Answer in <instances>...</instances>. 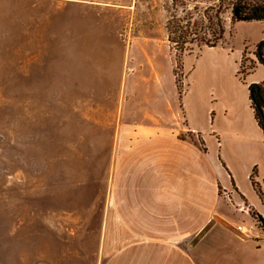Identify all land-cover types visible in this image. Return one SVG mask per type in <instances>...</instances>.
<instances>
[{
    "label": "rangeland",
    "instance_id": "1",
    "mask_svg": "<svg viewBox=\"0 0 264 264\" xmlns=\"http://www.w3.org/2000/svg\"><path fill=\"white\" fill-rule=\"evenodd\" d=\"M233 3L249 15L264 0H0V264H99L122 124L180 107L188 85L215 112L264 87V20ZM174 21L193 36L173 39Z\"/></svg>",
    "mask_w": 264,
    "mask_h": 264
},
{
    "label": "crops",
    "instance_id": "2",
    "mask_svg": "<svg viewBox=\"0 0 264 264\" xmlns=\"http://www.w3.org/2000/svg\"><path fill=\"white\" fill-rule=\"evenodd\" d=\"M207 52L231 57L215 49L201 55ZM250 84L237 91L238 112L234 103L215 112L211 103L189 102L188 85L180 107L167 103L164 113L122 124L109 192L117 227L103 231L99 264H264L255 215L264 220V203L250 180L264 135L250 108Z\"/></svg>",
    "mask_w": 264,
    "mask_h": 264
},
{
    "label": "trees",
    "instance_id": "3",
    "mask_svg": "<svg viewBox=\"0 0 264 264\" xmlns=\"http://www.w3.org/2000/svg\"><path fill=\"white\" fill-rule=\"evenodd\" d=\"M232 7L234 9V15L236 17H242L244 21L264 20V3L263 5H261L262 9H260V6L254 7L251 11V14L249 15H243L242 14L243 12L241 13L242 14L241 16L237 15L236 14L237 9H241V8L234 7V3L232 4ZM173 23L174 25L173 24L171 25L170 33H172L173 35H177V37H173V39L178 38L179 40V39H185L189 35L193 36L194 33L191 32L193 30L190 31L189 25L187 26L186 24L185 31H182L177 21H174ZM177 30H179V33H177L178 32ZM204 44L207 46H211V47L215 45V44H208V43H204ZM254 55L258 63L264 66V39L259 41L258 44L256 45ZM237 74L240 75L239 70L237 71ZM239 77H240L239 79H244L243 74H241ZM251 85L252 84L248 86V98H249L250 108L253 111L254 119L256 120V123L258 124V126L260 127L264 135V87L261 83H258L256 87H251ZM254 174H255V171H252V175L250 177L251 184L253 188L255 189V191L257 192V194L259 195L262 202L264 203V194L260 190L258 184L254 181L253 179ZM255 215H256V219L258 220L260 224V227L264 230V220L259 215L257 214Z\"/></svg>",
    "mask_w": 264,
    "mask_h": 264
},
{
    "label": "built area",
    "instance_id": "4",
    "mask_svg": "<svg viewBox=\"0 0 264 264\" xmlns=\"http://www.w3.org/2000/svg\"><path fill=\"white\" fill-rule=\"evenodd\" d=\"M236 230L240 231V232L243 233V234H245V233L247 232V231H246L245 229H243V227L240 226V225H238V226L236 227Z\"/></svg>",
    "mask_w": 264,
    "mask_h": 264
},
{
    "label": "flooded vegetation",
    "instance_id": "5",
    "mask_svg": "<svg viewBox=\"0 0 264 264\" xmlns=\"http://www.w3.org/2000/svg\"><path fill=\"white\" fill-rule=\"evenodd\" d=\"M260 9H262L261 5H260ZM241 13H242L241 9H237L236 14L241 16L242 15Z\"/></svg>",
    "mask_w": 264,
    "mask_h": 264
},
{
    "label": "water",
    "instance_id": "6",
    "mask_svg": "<svg viewBox=\"0 0 264 264\" xmlns=\"http://www.w3.org/2000/svg\"><path fill=\"white\" fill-rule=\"evenodd\" d=\"M256 86H257V83H252V85H251V87H256ZM206 228H207V227H206ZM206 228H205V229H206ZM205 229H204V230H205ZM202 232H203V231H202ZM200 234H201V233H200Z\"/></svg>",
    "mask_w": 264,
    "mask_h": 264
}]
</instances>
